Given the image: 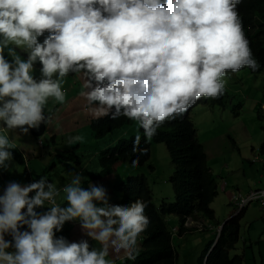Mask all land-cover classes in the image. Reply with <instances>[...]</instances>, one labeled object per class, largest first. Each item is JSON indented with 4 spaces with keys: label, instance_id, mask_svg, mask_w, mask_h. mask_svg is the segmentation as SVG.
I'll list each match as a JSON object with an SVG mask.
<instances>
[{
    "label": "clouds",
    "instance_id": "1",
    "mask_svg": "<svg viewBox=\"0 0 264 264\" xmlns=\"http://www.w3.org/2000/svg\"><path fill=\"white\" fill-rule=\"evenodd\" d=\"M244 1L0 0V264H178L177 247L173 259L142 257L153 217L131 183L121 188L144 175L120 167L147 162H139L148 151L142 136L149 143L162 125L183 116L197 132L195 106L225 107L229 83L264 72L245 34ZM105 117L126 118L128 127L135 122L140 134L131 135L135 158L100 175L102 153L112 146L95 161L78 129L87 125L100 138L114 131H93ZM159 143L173 164L167 143ZM59 162L71 176L61 186L53 178ZM174 191L168 203L176 206L179 239L208 230L201 217L213 220L215 211L191 215ZM228 195L236 209L217 223L203 250L194 243L196 264H208L224 233L234 238L232 226L247 248L241 225L229 222L254 202L264 207V188Z\"/></svg>",
    "mask_w": 264,
    "mask_h": 264
},
{
    "label": "rangeland",
    "instance_id": "2",
    "mask_svg": "<svg viewBox=\"0 0 264 264\" xmlns=\"http://www.w3.org/2000/svg\"><path fill=\"white\" fill-rule=\"evenodd\" d=\"M246 75L240 84L229 83L226 88L231 93L227 102L233 100V104L228 105L226 102L227 106L214 108L199 104L190 113V118L197 128L198 139L207 152L208 166L218 177L220 186L226 183V189L220 188L218 196L211 204L215 219L201 217L208 230H193L181 236L180 240L179 217H168V225L174 232L177 243L178 264H196L194 243L198 241L200 250H203L213 239L217 223L229 218L236 209L230 202L229 193L246 195L250 190L264 188V152L261 150L264 142V113L261 111L264 104V72L254 76H248L249 73ZM124 130L126 131L122 135ZM78 131L83 137L82 145L92 153L95 161L99 152L107 148L106 144L108 147L113 146L122 137H130L137 132L140 134L135 122L130 127L125 125L100 138L94 137L87 125L80 127ZM61 165L59 162L53 167V178L59 186L66 179L71 180V176H67L66 167ZM72 165L75 167L74 171L82 172L75 164ZM120 170H125L131 176L144 175L156 204H161L163 200L172 202L175 199V191L169 180L174 167L164 143L152 144L150 159L145 164L133 168L130 163H125ZM60 171H64L60 173L63 179L57 175ZM99 184L103 185L105 182ZM174 227H177V231H174ZM210 227L212 229H209ZM241 232L247 241V264L264 262V207L256 202L247 207L241 220ZM243 248L242 240L238 252H242Z\"/></svg>",
    "mask_w": 264,
    "mask_h": 264
},
{
    "label": "trees",
    "instance_id": "3",
    "mask_svg": "<svg viewBox=\"0 0 264 264\" xmlns=\"http://www.w3.org/2000/svg\"><path fill=\"white\" fill-rule=\"evenodd\" d=\"M239 12L243 19L245 34L250 41V46L254 58L260 63L264 70V0H245L240 6ZM132 121L121 117L113 121L104 118V121L94 127L93 131L97 135L116 130ZM121 138L118 143L108 148L102 153L103 163L100 175H107L113 171L115 163L125 160H133L134 154L131 152L132 139ZM166 142L173 157L174 172L169 180L177 190V199L184 202L191 215L197 212L210 214L213 216L214 209L210 205L219 193V183L217 176L207 165V156L203 145L200 143L194 125L186 116L177 120L166 122L151 142L145 143L141 137V147L147 148V154L140 157L139 162L148 161L151 156V146L153 143ZM264 149V144L262 145ZM132 185V194L137 198H142L148 203L146 210L150 211L153 217V236L143 240L142 257L153 256L164 253L165 257L173 259V248L177 247L172 242L171 232L168 229L167 217L176 211L175 204L162 201L157 207L153 203L152 189L145 176L134 179L128 178L126 184H122L121 191L124 192L129 184ZM246 208L229 223L241 225ZM181 221H183L181 219ZM231 232L236 234L234 238H227L224 233L216 247V251L208 260V264H247L246 247L242 254L236 253L239 249L240 232L237 226H232ZM237 242V243H236ZM153 264H170L169 262L158 261ZM202 264V262H200ZM261 264H264L262 261Z\"/></svg>",
    "mask_w": 264,
    "mask_h": 264
}]
</instances>
